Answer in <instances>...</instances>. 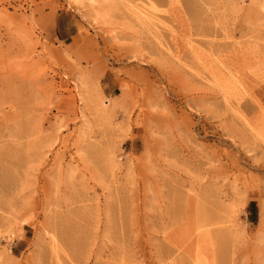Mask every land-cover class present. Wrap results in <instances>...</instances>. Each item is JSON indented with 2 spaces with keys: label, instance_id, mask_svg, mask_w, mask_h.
<instances>
[{
  "label": "rangeland",
  "instance_id": "1",
  "mask_svg": "<svg viewBox=\"0 0 264 264\" xmlns=\"http://www.w3.org/2000/svg\"><path fill=\"white\" fill-rule=\"evenodd\" d=\"M263 108L264 0H0V264H264Z\"/></svg>",
  "mask_w": 264,
  "mask_h": 264
},
{
  "label": "bare ground",
  "instance_id": "2",
  "mask_svg": "<svg viewBox=\"0 0 264 264\" xmlns=\"http://www.w3.org/2000/svg\"><path fill=\"white\" fill-rule=\"evenodd\" d=\"M237 70V69H236ZM238 70H239V68H238ZM237 70V71H238ZM3 80V79H2ZM189 105V104H188ZM261 107H263V106H261ZM264 109V108H263ZM264 112V111H263ZM12 134V133H11ZM225 136V135H224ZM29 139V138H28ZM227 139V138H226ZM22 142V141H21ZM16 144V143H15ZM21 144V143H20ZM59 152V151H58ZM230 156V155H229ZM202 158V157H201ZM215 158V157H214ZM228 158H230V157H228ZM231 158H235V157H233V156H231ZM230 160V159H229ZM232 160V159H231ZM208 162V161H207ZM232 162V161H231ZM229 163V162H228ZM233 166L237 169V167H238V163H237V160L236 159H233ZM198 164V163H197ZM220 164V163H219ZM199 165V164H198ZM240 166V165H239ZM232 167V166H231ZM238 170V169H237ZM22 183V182H21ZM73 205V204H72ZM173 221H174V219H173ZM172 222V221H171ZM173 223V222H172ZM175 223V222H174ZM173 223V224H174Z\"/></svg>",
  "mask_w": 264,
  "mask_h": 264
}]
</instances>
